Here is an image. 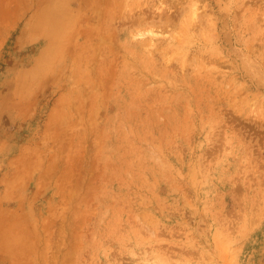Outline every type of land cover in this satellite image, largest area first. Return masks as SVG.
<instances>
[{
    "label": "rangeland",
    "instance_id": "rangeland-1",
    "mask_svg": "<svg viewBox=\"0 0 264 264\" xmlns=\"http://www.w3.org/2000/svg\"><path fill=\"white\" fill-rule=\"evenodd\" d=\"M0 264H264V0H0Z\"/></svg>",
    "mask_w": 264,
    "mask_h": 264
},
{
    "label": "bare ground",
    "instance_id": "bare-ground-1",
    "mask_svg": "<svg viewBox=\"0 0 264 264\" xmlns=\"http://www.w3.org/2000/svg\"><path fill=\"white\" fill-rule=\"evenodd\" d=\"M150 32L152 33L153 31L152 30H150ZM143 35V34H142Z\"/></svg>",
    "mask_w": 264,
    "mask_h": 264
}]
</instances>
